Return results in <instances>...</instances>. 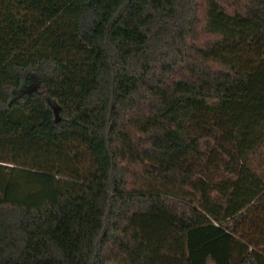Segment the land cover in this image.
Segmentation results:
<instances>
[{
    "label": "trees",
    "instance_id": "16d2710c",
    "mask_svg": "<svg viewBox=\"0 0 264 264\" xmlns=\"http://www.w3.org/2000/svg\"><path fill=\"white\" fill-rule=\"evenodd\" d=\"M0 264H264V0H0Z\"/></svg>",
    "mask_w": 264,
    "mask_h": 264
}]
</instances>
